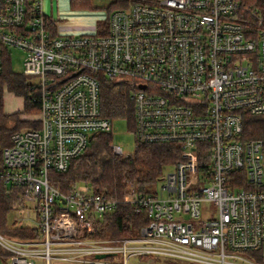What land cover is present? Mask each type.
<instances>
[{
	"label": "built area",
	"instance_id": "2783aa9c",
	"mask_svg": "<svg viewBox=\"0 0 264 264\" xmlns=\"http://www.w3.org/2000/svg\"><path fill=\"white\" fill-rule=\"evenodd\" d=\"M108 16L105 33L53 36L42 0H0V75L8 50H23L40 114L3 150L0 185L14 201L0 264H264V138L243 137L245 117L264 115L261 10L156 0ZM106 80L130 87L136 144L178 147L159 191L52 182L92 135L113 134ZM206 202L217 213L203 221ZM115 216L134 219V234L114 236Z\"/></svg>",
	"mask_w": 264,
	"mask_h": 264
},
{
	"label": "trees",
	"instance_id": "16d2710c",
	"mask_svg": "<svg viewBox=\"0 0 264 264\" xmlns=\"http://www.w3.org/2000/svg\"><path fill=\"white\" fill-rule=\"evenodd\" d=\"M245 7L261 10L264 15V0H239ZM74 9L91 8V0H70ZM156 0H116L109 10L127 9L136 4H152ZM47 29L54 36L52 23L46 19ZM101 24L100 28H106ZM11 63L4 61L3 73L0 75V167L3 162V150L12 145V136L20 131L36 127L37 121L21 120L18 114H6L4 111V90L25 95V113H37L38 107L30 104L26 75L14 74ZM109 80L102 86L101 112L103 117L112 121L127 119L129 129L134 130L132 103L130 101V87L121 84L118 89ZM26 128V129H24ZM246 139L264 138V115H247L244 123V136ZM113 134H96L84 153L72 162L71 172L60 175L52 180L62 191L79 181L88 183L95 189H122L130 186H139L141 190H148L163 174L167 166L179 160L178 147L175 144L141 145L136 144L133 154L128 156L115 155L110 145ZM13 197L0 185V232L4 233L6 215L13 205ZM131 226H136L134 219L113 218L112 228L114 236H130L134 232ZM121 229H123L121 231Z\"/></svg>",
	"mask_w": 264,
	"mask_h": 264
},
{
	"label": "rangeland",
	"instance_id": "374dc122",
	"mask_svg": "<svg viewBox=\"0 0 264 264\" xmlns=\"http://www.w3.org/2000/svg\"><path fill=\"white\" fill-rule=\"evenodd\" d=\"M111 0H97L94 2V12L99 15V21L106 23L105 17H107L108 11L107 8L110 4ZM162 1V0H157ZM44 10V8H43ZM45 14V12L43 11ZM10 56V57H9ZM26 57V53L23 50L16 49V48H10L8 50V54L6 57V61H9L11 63V70L14 74L24 75V59ZM27 77V84L28 89L30 87L35 86L38 84V79L35 77ZM33 93H29V97H32ZM25 95L18 94L16 92L10 91L7 87H5L4 90V111L6 114H18L21 120L24 121H39L40 114L37 113H31L26 114L25 113ZM113 144L120 146L126 154H133L136 149V141L135 136L133 132L129 129V122L127 119H117L113 121ZM26 129V128H24ZM175 169L174 166H167L163 174H167L168 172H171ZM79 184H84L85 186H90L88 183L84 181H79ZM162 186V183L157 182L153 186V190L159 191L160 187ZM217 213L216 206L211 202L203 203L201 206V215L202 220L206 221L208 219L214 218V216ZM1 264H4V260L1 261Z\"/></svg>",
	"mask_w": 264,
	"mask_h": 264
},
{
	"label": "crops",
	"instance_id": "0c3cea01",
	"mask_svg": "<svg viewBox=\"0 0 264 264\" xmlns=\"http://www.w3.org/2000/svg\"><path fill=\"white\" fill-rule=\"evenodd\" d=\"M91 0V8L74 9L71 7L70 0H42V8H44L45 17L54 28V35H95L107 32V27L101 29V24H107L109 17V8L116 2L111 0L107 8L108 14L106 23L99 21V15L94 12V2ZM112 11V10H111Z\"/></svg>",
	"mask_w": 264,
	"mask_h": 264
},
{
	"label": "water",
	"instance_id": "95a60500",
	"mask_svg": "<svg viewBox=\"0 0 264 264\" xmlns=\"http://www.w3.org/2000/svg\"><path fill=\"white\" fill-rule=\"evenodd\" d=\"M94 138V135L91 136V140Z\"/></svg>",
	"mask_w": 264,
	"mask_h": 264
},
{
	"label": "bare ground",
	"instance_id": "6f19581e",
	"mask_svg": "<svg viewBox=\"0 0 264 264\" xmlns=\"http://www.w3.org/2000/svg\"><path fill=\"white\" fill-rule=\"evenodd\" d=\"M39 114V113H38Z\"/></svg>",
	"mask_w": 264,
	"mask_h": 264
}]
</instances>
